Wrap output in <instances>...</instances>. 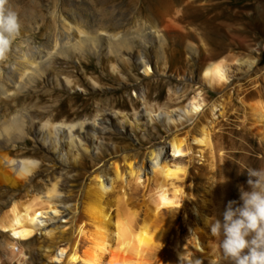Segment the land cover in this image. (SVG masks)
Returning <instances> with one entry per match:
<instances>
[{"label":"bare ground","instance_id":"obj_1","mask_svg":"<svg viewBox=\"0 0 264 264\" xmlns=\"http://www.w3.org/2000/svg\"><path fill=\"white\" fill-rule=\"evenodd\" d=\"M156 1L171 6L163 13L161 26L172 43L168 54H163L159 62L163 71L168 64L170 71L179 75L177 62L186 61L183 50L188 49L196 54L199 80L211 91L223 90L230 69L242 65L256 72L250 77V86L236 89L238 103L231 91L206 100L203 87L194 88L186 102L177 106L180 111L166 116L169 128H175L167 141L150 146L140 162L133 155L123 154V164L118 160L109 163L112 173H90L84 197L79 202L81 206L52 202L54 187L44 197L31 194L16 200L12 195L5 196L0 201V264H29V260L31 264H187L195 259H200L202 264H214L217 260V245L210 226L205 223L206 217L222 218L219 202L213 196H217L218 186L221 194L228 196H239V185L247 187L246 174H240L247 167L239 163L229 172L224 164L235 156L246 155L230 148L237 146L234 130H224L226 121L237 116L238 108L242 117L235 130L257 141L255 165L264 168V73L258 72L259 61L255 57L233 51L234 48L250 50L252 38L248 25L261 32L262 18H250L249 0H197V5L203 8L202 22L197 24L191 22L193 12L186 8L191 0H183L184 9L172 6L174 0ZM134 2L128 0L130 5ZM104 17L109 15L104 13ZM100 32L99 37L113 52L127 44L126 36L119 32ZM146 33L162 40L156 28L149 27ZM79 38L75 46H81L88 37ZM38 56L25 59L22 55L23 65L11 69L14 86H25L34 79L43 64L40 53ZM111 68L114 70V65ZM143 69L146 73L151 71L148 62ZM252 95L255 99L248 100ZM173 98L169 93L168 99ZM143 102L147 113L160 107L149 97ZM192 118H198V129L178 132L179 126ZM23 121L14 114L0 122V184L17 185L31 168V160L23 158L16 165L11 155L12 142L21 135ZM73 125L67 124L68 131ZM83 127L84 123L80 122L78 129ZM199 176L204 180L201 194ZM223 178L225 182H220ZM158 188L166 189L173 199L177 191L184 190L188 198L175 212L167 207L161 210ZM200 195L203 201L197 199ZM163 224L171 229L158 237L150 234L152 225ZM35 235L39 237L38 243L33 241ZM26 251H34L38 256Z\"/></svg>","mask_w":264,"mask_h":264},{"label":"rangeland","instance_id":"obj_2","mask_svg":"<svg viewBox=\"0 0 264 264\" xmlns=\"http://www.w3.org/2000/svg\"><path fill=\"white\" fill-rule=\"evenodd\" d=\"M196 1L191 0L186 8L193 12L191 22L198 24L203 19V8ZM249 1V16L252 20L261 17L263 30L260 32L249 24L252 47L233 51L255 57L259 61L258 72L264 73V0ZM172 6L185 8L183 0H174ZM4 7L16 14L20 29L7 57L0 60V122L14 114L24 119L21 135L12 142L11 155L16 165L23 158L32 164L17 185L0 184V201L9 195L16 200L31 194L44 197L54 187L52 202L78 205L90 173L111 172L109 163L118 160L123 164V154L133 155L140 162L150 146L167 141L175 128H169L166 116L177 114L180 111L177 106L186 102L194 88L203 87L206 100L231 91L238 103L236 89L249 87L250 77L256 73L248 71L245 65L231 68L227 86L221 91H211L199 80L196 54L188 49L183 50L186 61L177 62L179 75L170 71L168 64L163 71L159 62L172 44L161 30L163 13L171 8L164 1L135 0L130 5L128 0H7ZM104 13L109 17L105 18ZM149 27L158 29L162 40L149 37L146 33ZM100 31L119 32L126 36L127 44L113 52L99 37ZM80 36L94 41L87 38L81 46H75ZM39 53L43 64L34 79L25 86H14L11 69L23 65L22 55L25 59L38 58ZM145 62L151 68L149 73L143 69ZM169 93L174 96L172 100L168 99ZM145 97L160 107L147 113ZM254 99L253 95L248 97L250 101ZM205 110L208 115L207 106ZM236 115L226 121L224 130H234L237 146L230 148L246 155L226 160L225 169L229 172L239 163L257 168V141L246 137V130L245 136L237 133L235 128L242 117L239 108ZM194 119L181 124L178 132L189 128L196 131L198 118ZM80 122L84 123L81 130ZM70 123L74 125L68 131ZM198 180L201 194L203 176ZM138 192H142L140 187ZM238 198L222 195L220 186L217 196H213L219 202L220 212L228 200ZM197 199L203 201V196ZM61 214L59 217L63 219ZM170 229L167 224L152 225L149 232L158 237ZM37 236L33 238L36 243ZM26 252L38 256L34 251Z\"/></svg>","mask_w":264,"mask_h":264},{"label":"clouds","instance_id":"obj_3","mask_svg":"<svg viewBox=\"0 0 264 264\" xmlns=\"http://www.w3.org/2000/svg\"><path fill=\"white\" fill-rule=\"evenodd\" d=\"M6 2L0 0V60L7 57L20 29L16 14L5 10ZM240 174H246L247 187L238 186V200L227 201L222 218H205L217 245L218 258L214 264H264V168H245ZM220 182H225V178ZM174 195L175 199L166 189H157L161 210L167 207L175 212L188 198L184 190ZM187 264H202V261L189 260Z\"/></svg>","mask_w":264,"mask_h":264},{"label":"snow or ice","instance_id":"obj_4","mask_svg":"<svg viewBox=\"0 0 264 264\" xmlns=\"http://www.w3.org/2000/svg\"><path fill=\"white\" fill-rule=\"evenodd\" d=\"M221 78H223V77H221Z\"/></svg>","mask_w":264,"mask_h":264}]
</instances>
